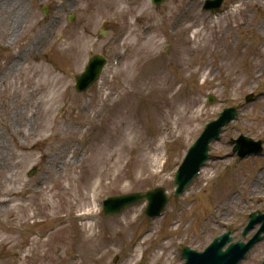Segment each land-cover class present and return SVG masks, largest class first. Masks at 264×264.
Returning a JSON list of instances; mask_svg holds the SVG:
<instances>
[{"label":"rangeland","instance_id":"rangeland-1","mask_svg":"<svg viewBox=\"0 0 264 264\" xmlns=\"http://www.w3.org/2000/svg\"><path fill=\"white\" fill-rule=\"evenodd\" d=\"M21 1L22 27L10 37V22L0 25V152L18 158L16 169H0V200L2 186L15 194L0 209V264H181L184 246L202 251L227 231L245 241L247 216L264 212V159L215 161L181 199L171 194L186 148L224 108L241 113L212 155L231 153L239 135L264 142V0H226L234 12L213 24L204 0ZM46 29L48 46L30 47ZM92 55L110 57V67L99 92L76 94L72 76ZM53 77L57 130L24 136L30 127L10 122L13 108L33 81ZM157 187L170 195L163 218L148 222L144 204L102 217L104 199ZM262 261L264 241L242 264Z\"/></svg>","mask_w":264,"mask_h":264},{"label":"bare ground","instance_id":"bare-ground-1","mask_svg":"<svg viewBox=\"0 0 264 264\" xmlns=\"http://www.w3.org/2000/svg\"><path fill=\"white\" fill-rule=\"evenodd\" d=\"M9 2L5 4L1 3L0 6V16L6 15L3 19H1V26L4 24V22L9 21L10 22V37H12L14 34V27H18V23H21L19 25V29L22 27L23 23V17L25 12L21 9L22 7V1L21 0H8ZM8 7H6V6ZM8 9V10H7ZM4 33V29L0 27V35ZM50 32L46 29L45 31H39L35 33V37L33 39V42L29 44L30 47H38L40 49L47 47L50 43L49 39ZM11 40V38H10ZM135 47V46H134ZM145 53H149L145 48L143 49ZM143 59H149L150 55L140 54ZM136 58V54L134 53V59ZM23 59V58H22ZM21 60H18L17 62H20ZM18 64V63H17ZM130 66L127 67V70H125V73L130 70ZM40 70H36L34 72V75L38 74ZM50 75V74H49ZM32 88L28 89L27 92H24V96L26 97V101L24 103H18L13 108L12 116L9 118L10 122L12 124H15L16 126H21L22 124L28 123L30 129L28 131H24V136L29 135L31 133H39V132H50L57 130V126L54 124L52 117H48L51 113V105L57 101V98L59 97V91L56 92V84L57 80L55 77H53L52 80L50 78H46L43 81L40 82H34L31 83ZM20 93V92H18ZM21 106H24V111L20 109ZM43 122V123H42ZM22 127V126H21ZM22 131V130H20ZM122 131H120L121 133ZM13 142L17 144L16 140L12 138ZM1 142V141H0ZM3 143V142H2ZM1 143V144H2ZM4 144V143H3ZM93 143H91L92 145ZM90 146V145H89ZM88 146V147H89ZM27 157H30L29 155ZM17 156L14 154L7 155L0 152V169L1 170H7V169H16L18 167V163L15 162L17 160ZM100 174V173H99ZM53 177L55 175L52 173L50 179L53 180ZM7 183L15 182V177L5 178ZM1 189L4 191L3 197L6 199L0 200V209L4 208L8 203L10 208V197L15 195L13 188H7L6 186H2ZM256 190L259 188L256 187ZM10 201V202H9ZM2 205L4 207H2ZM50 207V204H47ZM7 211V210H6ZM5 212V208H4Z\"/></svg>","mask_w":264,"mask_h":264},{"label":"water","instance_id":"water-1","mask_svg":"<svg viewBox=\"0 0 264 264\" xmlns=\"http://www.w3.org/2000/svg\"><path fill=\"white\" fill-rule=\"evenodd\" d=\"M158 2H162L163 0H157ZM221 1H219L218 3H220ZM87 77L88 78H91V76L89 75V73L85 74L83 77H81V79H85L84 81H87ZM87 84V83H86ZM78 86V85H77ZM86 86H84L83 88H85ZM79 89L81 88V86L79 85L78 87ZM234 113L233 112H228V113H225L224 116L228 119L230 118L231 116H233ZM211 137H207L205 138V142H207ZM202 141L200 142L196 147L200 150L199 153H201L202 156H205V142ZM195 161L191 160V158L189 159V162L187 163L186 165V169L182 171L181 174H184L187 170L190 169V167L194 164ZM184 176V175H182ZM179 178L176 182V185L178 186V190L176 192V194L178 193V191L180 192V188L182 189L189 181H190V177L186 180V181H181L179 182ZM149 195H131V196H127V197H121V198H114V199H109L107 201L104 202L103 206H104V213L107 215V214H112L114 212H117V211H120L122 208H124L125 206L127 205H130V204H134L138 201H141L145 198H148L149 199ZM153 208V207H152ZM157 208H154V211H156ZM199 262H201L203 260V258H199L198 259Z\"/></svg>","mask_w":264,"mask_h":264}]
</instances>
